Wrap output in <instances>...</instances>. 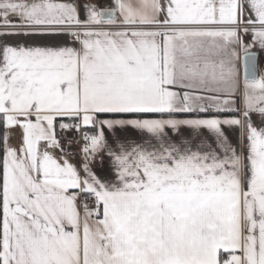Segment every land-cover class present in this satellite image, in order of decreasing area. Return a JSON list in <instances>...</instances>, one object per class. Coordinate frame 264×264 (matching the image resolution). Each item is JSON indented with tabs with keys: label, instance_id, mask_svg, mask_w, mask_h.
<instances>
[{
	"label": "snow or ice",
	"instance_id": "snow-or-ice-1",
	"mask_svg": "<svg viewBox=\"0 0 264 264\" xmlns=\"http://www.w3.org/2000/svg\"><path fill=\"white\" fill-rule=\"evenodd\" d=\"M262 57L264 0H0V264H264Z\"/></svg>",
	"mask_w": 264,
	"mask_h": 264
},
{
	"label": "crops",
	"instance_id": "crops-1",
	"mask_svg": "<svg viewBox=\"0 0 264 264\" xmlns=\"http://www.w3.org/2000/svg\"><path fill=\"white\" fill-rule=\"evenodd\" d=\"M13 19H15V18H13ZM258 64H259V67L261 69H264V57L259 59Z\"/></svg>",
	"mask_w": 264,
	"mask_h": 264
}]
</instances>
